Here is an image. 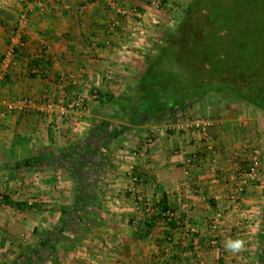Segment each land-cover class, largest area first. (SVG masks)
I'll return each mask as SVG.
<instances>
[{
    "label": "crops",
    "instance_id": "0c3cea01",
    "mask_svg": "<svg viewBox=\"0 0 264 264\" xmlns=\"http://www.w3.org/2000/svg\"><path fill=\"white\" fill-rule=\"evenodd\" d=\"M115 1L125 4V15H115L104 0L33 1L21 32L16 29L18 6L0 4L9 16H0V99L28 102L22 112L0 115V193L4 191L10 203L41 202L35 204L38 214L2 203L0 264L1 260L17 261L21 242L36 243L34 232L39 229L34 222L39 215L51 229L58 222V207L70 204L68 174L41 158L51 149L82 139L97 115L107 119L97 100L89 99L82 110H69L72 96L89 97L95 90L121 95L125 83L130 87L133 82L142 57L152 52L169 26L163 28L165 11H153L150 0ZM138 25L146 27L144 34L136 31ZM209 95L187 107L193 112L195 105L208 112L203 115L211 121L209 142L178 132L180 114L158 125L145 123L124 135L127 148L139 152L137 158L115 151L117 157L101 186L109 195L108 205L112 204L108 216L116 221L108 223L106 232L114 241L115 253L91 264H258L264 228V111L255 108L251 113L242 102L218 97L215 103ZM209 100L214 101L212 107L204 109ZM48 103L54 104L53 110L47 109ZM145 135L153 140L145 155H140ZM254 146L261 152L258 179L243 184L233 201L237 187L233 174L246 167ZM192 149L197 150L196 161L181 165ZM132 164L141 175L140 195L154 205L164 201L183 219L182 224L169 226L158 220L150 229L143 228L126 193ZM14 182L18 190L11 186ZM186 232L187 238L183 237ZM229 240H241L243 247L228 250ZM87 244L101 248L87 241L81 246Z\"/></svg>",
    "mask_w": 264,
    "mask_h": 264
},
{
    "label": "trees",
    "instance_id": "16d2710c",
    "mask_svg": "<svg viewBox=\"0 0 264 264\" xmlns=\"http://www.w3.org/2000/svg\"><path fill=\"white\" fill-rule=\"evenodd\" d=\"M0 16L9 17L1 7ZM161 41L142 57L130 94L97 91V102L107 119L97 115L82 139L51 149L41 158L68 174L72 181L70 204L59 206L57 225L34 232L38 243L21 246L17 261L9 264L56 262L59 249L70 254L107 227L101 185L112 162L111 145L130 130L171 120L176 111L209 94L264 111V0H193ZM182 78L188 81L187 89L181 83L177 88L173 84ZM2 203L17 209L27 207L6 199ZM168 209L164 201L155 204L151 215L141 217L143 228L150 229L158 220L171 226L174 222H166L162 216ZM262 224L264 227V221ZM259 238L258 264H264V228Z\"/></svg>",
    "mask_w": 264,
    "mask_h": 264
},
{
    "label": "built area",
    "instance_id": "2783aa9c",
    "mask_svg": "<svg viewBox=\"0 0 264 264\" xmlns=\"http://www.w3.org/2000/svg\"><path fill=\"white\" fill-rule=\"evenodd\" d=\"M164 0H156L152 1L150 4V7L153 11L158 13L160 11V2H163ZM104 2L108 5L110 11L114 12L117 16H123L127 13L125 4L121 1H115V0H104ZM27 25V19H26V12L20 11L17 18L16 23V29L18 32H21L25 29ZM136 31L139 33V35L144 34L143 32L146 31V27L143 25H138ZM97 91H92L90 93L89 97L84 96L83 94H74L70 100V103L67 104V108L71 111L76 110H82L86 106V102L90 100H97ZM28 102L26 100L21 101H11L6 99H0V115L3 116L5 114H13L16 112H22L25 108ZM48 110L54 109V104L48 103L47 104ZM63 110V108H62ZM211 126V123L208 119L204 118H194V119H188L184 122L178 123L175 126V129L178 132H185V135L188 137H192L195 140L201 141L203 143L210 141V135H209V127ZM152 140L148 136H146L145 142L142 145L143 151L140 152V155H145L146 151L148 150V147L151 145ZM139 152L137 150H131L128 152V156L132 159L137 158ZM260 157L261 152L260 148L257 146H254L250 150V156L248 158L246 167L243 170H237L233 174L234 180H236V191L234 195L232 196V200L235 201L239 194L243 190V184H246L247 182H256L258 179V174L260 171ZM197 156V150L192 149L189 153H186V155L182 158L180 164L188 167L191 164H193ZM185 174H187V169L184 171ZM127 177L129 181L128 188L126 189V193L128 198L132 201L133 209L138 214L139 218L143 216H149L153 212V206L154 202L148 197H142L139 192V188L141 186V175L138 171L136 165H131L127 171ZM12 185L15 186V190H18V182H14ZM4 195L0 193V204L4 200ZM31 205V203L29 204ZM164 220L166 222H174L177 225L182 224L183 220L179 219L175 213L168 209L167 211L163 212L162 214ZM183 237H188V232L183 234ZM180 243L179 240L176 241V244L178 245ZM215 245V242L213 243ZM216 252L220 254V250L216 247Z\"/></svg>",
    "mask_w": 264,
    "mask_h": 264
},
{
    "label": "rangeland",
    "instance_id": "374dc122",
    "mask_svg": "<svg viewBox=\"0 0 264 264\" xmlns=\"http://www.w3.org/2000/svg\"><path fill=\"white\" fill-rule=\"evenodd\" d=\"M32 1V2H31ZM36 2V4H38V3H44L43 2V0H0V4L1 5H3L4 6V4H5V6H7V4L6 3H13L14 4V6L16 7V6H18L17 8H19V10L17 9L16 11H17V16H18V14H19V12L20 11H25L26 12V19H27V21H28V12H31L30 10H31V8H32V6H33V4L32 3H34V2ZM152 1H156V0H150V3L152 2ZM168 2L166 3V5H164V4H162V2H160V4H161V6L163 7L162 8V10H164L165 11V15L166 16H164V19L165 20H167L165 23H163L162 24V26H163V28L164 27H166L167 26V24H169V26H167L166 27V30L165 31H167V30H173L174 28H175V26L178 24V22L182 19V17L188 12V10H189V7L191 6V4H192V2H193V0H167ZM26 2H27V4H26ZM28 2L30 3V5L28 4ZM13 6V7H14ZM20 6V7H19ZM13 7H11V8H13ZM14 7V8H15ZM27 7V8H26ZM30 16V15H29ZM18 18V17H17ZM17 21V20H16ZM27 26V25H26ZM161 26V27H162ZM26 28V27H25ZM162 30H164V29H161L160 30V32H162ZM165 31H163L162 33H161V35H160V41H159V43H157L156 45L157 46H160L161 45V40H162V37H163V34H164V32ZM222 39L223 40H226V38H224V37H222ZM183 57L185 58V61H187L188 60V55L187 54H184L183 55ZM178 66H176V68H177ZM140 70V69H139ZM137 74H139V71L138 72H136V74H135V76L137 75ZM134 78H136V77H134ZM186 82H188V81H186L185 80V78H182L180 81H179V83L178 82H175V83H173L174 85H175V87L177 88V84H178V86H179V84L181 83L182 84V86L181 87H186V89L188 88V83L186 84ZM132 83V82H131ZM131 85V84H130ZM123 86H124V84H123ZM179 88V87H178ZM131 93V90H130V88L129 87H127V83H125V86H124V88H123V90L122 91H120L119 92V94H121V95H128V94H130ZM212 98L213 97V99H214V101H215V103H216V100L217 99H215V98H221L220 97V94L219 95H216V94H212V95H209L208 96V98ZM214 101L212 102V101H208L207 103H204V109H206L207 107H212L211 105H213L212 103H214ZM205 104H208V106L207 105H205ZM242 105L244 106V108L245 109H247L248 110V108H250L251 109V113H253L254 111V109L256 108V107H254V106H252V105H250V104H247V103H243L242 102ZM247 107V108H246ZM193 108V107H192ZM255 110H258V112H261L260 111V109L259 108H256ZM200 111H201V114H200ZM212 111V110H211ZM210 111V112H211ZM191 112V113H190ZM203 113L205 114V115H207L208 114V112H203V110H201V107H198L197 108V106L195 107V105H194V108H193V112L192 111H188V108L186 107L185 109H182V110H178V111H176L174 114L175 115H181V119H180V121H179V123L180 122H182L183 120H188V119H190L189 117H191L190 115H192V117L193 118H197V117H200V118H204V120L205 119H208V116H205V115H203ZM205 116V117H204ZM209 120V119H208ZM209 122L211 123V121L209 120ZM124 138H125V136L123 135V136H121V137H119L118 139H116V142L115 143H113L112 145H111V151H110V153H111V158L113 159V157H117V155H115L114 153H115V151H118V150H121V152H122V150H123V152L122 153H125L127 156H128V152H130L131 150H130V148H127V145H125L126 143H124L125 141H124ZM145 139H146V135H145V137H144ZM120 147V148H119ZM119 148V149H118ZM127 150H130V151H128L127 152ZM134 150V149H133ZM135 150H136V148H135ZM245 168V167H244ZM102 185H103V183H102ZM101 185V186H102ZM13 188H15V186L14 185H11ZM18 188H20V186H18ZM37 188H39L38 187V185L37 186H34L33 187V189H37ZM102 190L104 191V205H103V217H104V219H105V222H106V224H107V227L106 228H104L103 230H101L100 232H98V233H95L94 235H92V236H90V237H88L85 241H87V242H95L96 244H101L100 246H101V248H95L94 246H92V245H84V247H82L81 245V247L79 246L74 252H72V253H70V254H68V253H66L64 250H62V249H59V259L56 261V262H53V261H51V260H48V261H42V263L41 264H91V262L93 261V260H97V259H99V258H107V257H110V254H109V252L110 253H115V251L114 250H112L111 248H112V243L114 242L112 239H111V237L110 236H108L107 234H109V233H106L107 232V228L109 227V225H108V223L109 224H112V223H114V222H116V221H114V220H112L111 221V218H110V216H108L110 213H111V211H109V207L110 208H112V204L110 203L109 205H108V203H109V195L107 194V196H106V194H105V189H103L102 188ZM2 193H4V191H2ZM4 198H6V196L4 195ZM69 199L71 200V193H70V195H69ZM131 201V200H130ZM32 204V205H29V204ZM38 202H35V201H28L26 204H27V211H28V213L30 214L31 212H33V213H35V214H38L39 213V210L37 211V207L35 206V204H37ZM39 203H41V202H39ZM39 203H38V205H39ZM43 204H49V203H44L43 202ZM1 205H2V203L0 204V207H1ZM61 206V205H60ZM131 206H132V208H133V204H132V201H131ZM35 207V208H34ZM46 210V209H45ZM44 210V211H45ZM54 210H56V208H54ZM114 209H112V211H113ZM50 211L51 212H53V208H51L50 209ZM49 211V212H50ZM49 213V216H53L54 214L53 213ZM13 214H16V213H13ZM17 215V214H16ZM22 219V218H21ZM180 220L182 219V218H179ZM183 220V219H182ZM35 224H38L37 226V228L39 229V231H36L37 233H40V232H43L44 230H48L49 228H46V223H45V219H44V217H41L40 215H39V218H37V221H35L34 222ZM43 225H45V227H42ZM52 228H54V227H51V229ZM37 238H36V243H34V245L33 246H27L26 244H24L23 242H21L20 243V245L22 246V247H34L37 243H38V241H39V237L38 236H36ZM91 244V243H90ZM20 245H18L17 247H18V250H20L21 249V246ZM20 252H21V250H20ZM20 254V253H19ZM109 254V255H108ZM18 259V258H17ZM16 259V260H17ZM13 261H14V259H13ZM86 262V263H85ZM88 262V263H87ZM9 264V263H11V262H8V261H2L1 260V264ZM151 264V263H150Z\"/></svg>",
    "mask_w": 264,
    "mask_h": 264
},
{
    "label": "clouds",
    "instance_id": "9594fccd",
    "mask_svg": "<svg viewBox=\"0 0 264 264\" xmlns=\"http://www.w3.org/2000/svg\"><path fill=\"white\" fill-rule=\"evenodd\" d=\"M226 247L228 250L238 251L240 248L243 247V241H241V240H229Z\"/></svg>",
    "mask_w": 264,
    "mask_h": 264
}]
</instances>
